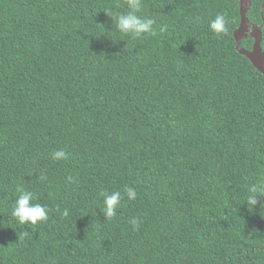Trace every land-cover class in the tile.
Instances as JSON below:
<instances>
[{
  "label": "trees",
  "instance_id": "obj_1",
  "mask_svg": "<svg viewBox=\"0 0 264 264\" xmlns=\"http://www.w3.org/2000/svg\"><path fill=\"white\" fill-rule=\"evenodd\" d=\"M142 5L156 34L134 40L125 0H0V264H264V75L236 49L239 0ZM18 189L45 222L13 217Z\"/></svg>",
  "mask_w": 264,
  "mask_h": 264
},
{
  "label": "clouds",
  "instance_id": "obj_2",
  "mask_svg": "<svg viewBox=\"0 0 264 264\" xmlns=\"http://www.w3.org/2000/svg\"><path fill=\"white\" fill-rule=\"evenodd\" d=\"M129 11L126 14H119L115 17V26L120 33L130 36L132 39H142L147 35H155L153 25L155 21L150 18H142L138 13L142 10V0H125ZM228 20L224 14H217L210 23L211 30L217 35L225 34L227 32ZM55 160L66 159L63 150L53 153ZM71 177L69 181L71 182ZM19 195L15 200V205L12 211L13 217L16 218L21 225H38L45 222L48 218V208L40 203H33L34 196L32 192L19 190ZM127 199L134 201L137 197L135 189L126 187L124 190ZM251 195L248 197V202L254 207L260 203L264 207V203L258 200V197L264 196V180H258L249 189ZM104 196V209L103 212L108 219L114 218L117 214V209L121 206L123 199L121 191H113L111 194L102 193ZM69 212L65 210L63 216L67 217ZM133 226H137L138 221L132 220ZM29 232L25 231L19 236V240L28 237Z\"/></svg>",
  "mask_w": 264,
  "mask_h": 264
},
{
  "label": "water",
  "instance_id": "obj_3",
  "mask_svg": "<svg viewBox=\"0 0 264 264\" xmlns=\"http://www.w3.org/2000/svg\"><path fill=\"white\" fill-rule=\"evenodd\" d=\"M239 4L241 21L238 29L234 33V38L237 43L236 49L241 55L245 56L260 73L264 75V52L261 48L262 27H264V24L262 27H258L252 25L248 20L247 13L252 6L251 0H239ZM245 39L254 40L253 48L251 51H247L242 48L241 42Z\"/></svg>",
  "mask_w": 264,
  "mask_h": 264
}]
</instances>
